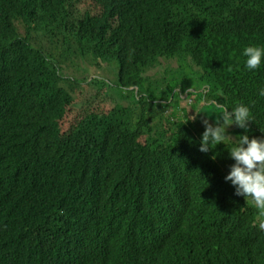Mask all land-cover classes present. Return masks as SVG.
I'll use <instances>...</instances> for the list:
<instances>
[{"label":"trees","instance_id":"1","mask_svg":"<svg viewBox=\"0 0 264 264\" xmlns=\"http://www.w3.org/2000/svg\"><path fill=\"white\" fill-rule=\"evenodd\" d=\"M33 25L61 33L58 55ZM249 46L264 49V0H0V264H264L228 146L199 150L217 105L249 108L227 135L264 139ZM72 53L114 68L95 79L114 109L65 116L85 82L65 72ZM160 59L175 67L150 81ZM192 86L195 121L178 110Z\"/></svg>","mask_w":264,"mask_h":264},{"label":"clouds","instance_id":"2","mask_svg":"<svg viewBox=\"0 0 264 264\" xmlns=\"http://www.w3.org/2000/svg\"><path fill=\"white\" fill-rule=\"evenodd\" d=\"M19 22V21H17ZM46 25L42 27H37L33 25L29 28V32L33 34L36 29H42ZM53 29V26H52ZM23 33L26 35V31ZM32 36V35H31ZM243 55L247 57L246 59V67L249 70L257 69L260 64L262 57H264V49L259 47L249 46L244 49ZM80 61L82 64L81 70L83 74L79 77H75L74 80L84 79L86 84L95 89V93L99 92L100 88H96L93 86L91 79L95 78L98 81H107V79L103 78L102 75L98 73L106 72V66L108 64H98L97 61H93L92 66H89L85 63L84 59L76 56L74 53L71 54V57L67 61L72 66H75V63ZM161 62H164L166 66L170 65V63H174L173 59L171 61L160 59V64L157 67H161ZM101 63V61H100ZM171 66V65H170ZM88 67L89 72H84V68ZM156 67V68H157ZM117 77L115 78V80ZM150 81H156L151 79ZM82 86L80 88H76L75 90L81 91ZM186 93H190V95L195 91L194 87H190L185 90ZM74 92V90H73ZM79 92L75 93L78 94ZM94 93V95H95ZM74 94V95H75ZM93 95V97H94ZM260 95L264 96V89L260 91ZM73 101V96L71 100V104L66 109H71V105L78 104H90L91 102L81 103L80 101ZM218 114L215 112L213 114L217 115L216 126H213L212 123L209 122L208 119H205L203 122L206 125V131L203 133L202 142L200 151L204 153H208L210 150L216 148L217 145L224 143L228 146V151L230 153V158L235 161V163L231 166V172L226 177V180L231 181L234 186H236V195L243 196L248 203L249 200L254 204V206L259 210V228L264 230V139L259 138H249L248 135H240L235 140L227 135V129L231 127L233 124L237 125L241 129H245L247 131L249 127V121H251L249 108L244 105H239L232 109L231 112L228 111L227 108H224L222 105H217ZM66 113V112H65ZM201 113H205L209 117L206 112H197V115ZM212 114V115H213ZM221 118L223 123H221ZM196 116H191V120L195 121ZM228 141H232L233 146L229 147ZM215 160L217 157L214 155L211 157Z\"/></svg>","mask_w":264,"mask_h":264},{"label":"rangeland","instance_id":"3","mask_svg":"<svg viewBox=\"0 0 264 264\" xmlns=\"http://www.w3.org/2000/svg\"><path fill=\"white\" fill-rule=\"evenodd\" d=\"M45 28V27H44ZM36 29L32 36L31 39L37 43H40L44 46H50L49 51L53 52L55 55H58L59 52L61 51V47L63 45V40H62V35L59 32H56L55 35L51 34V31L53 30L51 29ZM75 66H72L69 62L66 64L65 66V72L69 75V76H75V77H79L83 74V71L81 70L82 64L80 63V61H77L75 63ZM161 67H157L155 66L150 73H148V76L151 77L154 80H162L164 78L167 77V74L165 72V63L161 62ZM171 67H175L174 63H170ZM157 67V68H156ZM100 75L103 76V78L107 79L108 83H113V81L115 80V78L117 77L115 75V70L113 67L107 65L106 66V72L104 73H98ZM91 79L92 84L94 87L96 88H100L99 87V83H97V81H95V78H89V80ZM76 82V81H75ZM73 86H77L74 85L72 83ZM95 89L93 87H90L86 84L82 85V89L78 94L73 95V101H80L81 103L84 102H91L90 104L88 103V105L83 104V106L79 109V110H73L71 109H66V114L65 116H67L68 118H75L77 116H79L83 111L87 110L88 108H93L96 107V109H101V110H105V111H111L112 109H114V107L116 106L117 102L116 100L112 99V95L109 92V90L107 89H101L99 90V92L95 93ZM190 93H183L181 94V98H180V106L179 109H182L181 112L185 111L186 115H187V119L191 120V116L192 115V106L195 105V101L191 100L188 98ZM94 95V97H93ZM76 104L74 103V105L71 106H75ZM70 106V107H71ZM170 111H174V108H166L161 110L160 112L158 111V115H160L161 113H163L166 116H169V112ZM182 116V115H180ZM182 118H185L184 116H182ZM204 122L202 124L199 125V127L203 126Z\"/></svg>","mask_w":264,"mask_h":264}]
</instances>
